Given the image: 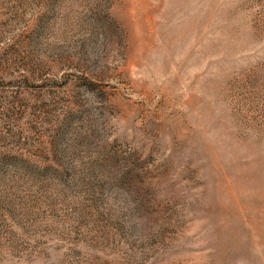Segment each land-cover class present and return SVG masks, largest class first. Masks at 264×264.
Wrapping results in <instances>:
<instances>
[{
	"label": "rangeland",
	"instance_id": "rangeland-1",
	"mask_svg": "<svg viewBox=\"0 0 264 264\" xmlns=\"http://www.w3.org/2000/svg\"><path fill=\"white\" fill-rule=\"evenodd\" d=\"M0 264H264V0H0Z\"/></svg>",
	"mask_w": 264,
	"mask_h": 264
}]
</instances>
